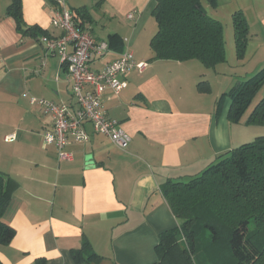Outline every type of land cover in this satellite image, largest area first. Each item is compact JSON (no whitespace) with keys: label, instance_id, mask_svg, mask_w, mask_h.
Masks as SVG:
<instances>
[{"label":"crops","instance_id":"obj_1","mask_svg":"<svg viewBox=\"0 0 264 264\" xmlns=\"http://www.w3.org/2000/svg\"><path fill=\"white\" fill-rule=\"evenodd\" d=\"M10 3L0 0V172L17 183L4 214L16 235L0 244L2 264H77L73 250L85 239L102 256L96 264H156L160 234L180 225L163 184L191 179L242 142L228 117L229 96L218 110V99L230 89L223 85L215 92L213 80L224 69L198 59H153L148 24L156 0H66L82 29L109 44L92 59L93 70L127 49L148 66L122 77L128 85L120 95L104 90L108 115L132 136L129 147L119 149L87 124L90 140L67 146L73 159L60 161L57 148L43 141L52 117L30 98L67 103L75 111L67 64L44 48L43 33L33 37L18 30L7 12ZM255 3L260 28H250L245 56L255 40L264 55V0ZM21 4L25 26L61 35L51 24L54 0ZM199 82L209 89L200 90ZM11 133L18 138L6 141Z\"/></svg>","mask_w":264,"mask_h":264},{"label":"trees","instance_id":"obj_2","mask_svg":"<svg viewBox=\"0 0 264 264\" xmlns=\"http://www.w3.org/2000/svg\"><path fill=\"white\" fill-rule=\"evenodd\" d=\"M207 1L217 5V0ZM7 12L22 34L44 35L39 27L24 25L21 0H11ZM152 14L158 25L150 43L153 59H198L207 67L227 60L224 25L209 15L203 0H156ZM74 20L82 28L76 15ZM233 25L236 56L243 58L250 28L241 11L233 14ZM263 83L264 67L221 94L218 110L229 96V120L240 122ZM203 84L198 83L199 89L208 90ZM254 107L248 124L264 125V98ZM215 160L219 161L189 181L170 180L161 187L180 225L160 234L156 264H264V135ZM16 186L13 178L0 172V244H9L16 235L4 219ZM252 222L257 224L256 230H252ZM226 223L229 229L224 233L221 225ZM205 231L210 239L202 238ZM83 242L81 248L73 250L76 263H98L102 256L87 239Z\"/></svg>","mask_w":264,"mask_h":264},{"label":"built area","instance_id":"obj_3","mask_svg":"<svg viewBox=\"0 0 264 264\" xmlns=\"http://www.w3.org/2000/svg\"><path fill=\"white\" fill-rule=\"evenodd\" d=\"M51 24L62 30L61 35L40 37L41 43L48 51L57 52L67 64L69 81L77 109L70 110L64 103H56L45 98L31 97L30 103L39 104L44 113L52 117V128L43 132V141L57 148L60 161L73 159V153L66 150L72 143H86L90 140L87 124L93 132L104 134L119 149L129 147L132 136L111 118L104 104V90L110 88L115 95H120L127 87L124 77L131 68L143 71L148 63L136 61L131 50H125L119 58L100 70L91 68V61L96 55H103L109 50L106 41H100L91 33L77 26L74 15L67 7L66 0H54ZM133 18V13L128 15ZM18 138L16 133L5 136L12 142Z\"/></svg>","mask_w":264,"mask_h":264},{"label":"rangeland","instance_id":"obj_4","mask_svg":"<svg viewBox=\"0 0 264 264\" xmlns=\"http://www.w3.org/2000/svg\"><path fill=\"white\" fill-rule=\"evenodd\" d=\"M217 5H210L206 0H203V5L205 9L214 18L222 21L224 25L225 31V39H226V51H227V61L224 63L218 64V68H222L225 71L224 75H220L217 78H214L213 85L215 92L223 86L224 91H228L237 83V80H246L251 76L255 75L258 72L259 67L263 64L264 55H262V50L258 49L256 46V40L251 41L247 55L243 58H239L236 51V45L234 42V25H233V14L236 11H241L245 17L248 18L249 28L251 31L255 33V31L260 28L259 22L257 20V16H255V0H217ZM148 30L152 33H156L158 30V25L154 16L151 17V21L148 24ZM256 48V49H255ZM200 63V61H197ZM261 63V64H260ZM201 64V63H200ZM264 98V83L255 93L251 103L247 106V110L244 113L243 117L240 119V122H233L232 128L237 132L240 141L237 145H242L244 143L252 142L256 139V137L264 135V125H259L256 131H251L248 128L249 126H253L252 124H248V118L251 111L262 99ZM236 126H239L240 131L235 130ZM258 126V125H257ZM236 133V134H237ZM245 134V135H244ZM216 163L219 160H214ZM205 169V168H203ZM203 171V170H202ZM201 171V172H202ZM189 181V180H186ZM252 230H256L257 224L252 222L251 224ZM231 228V227H230ZM229 229V224L221 225L222 232H227ZM203 239H210L209 232L205 231L202 237ZM264 241V239H261Z\"/></svg>","mask_w":264,"mask_h":264},{"label":"water","instance_id":"obj_5","mask_svg":"<svg viewBox=\"0 0 264 264\" xmlns=\"http://www.w3.org/2000/svg\"><path fill=\"white\" fill-rule=\"evenodd\" d=\"M87 160H88V161L92 160V156H88V157H87Z\"/></svg>","mask_w":264,"mask_h":264}]
</instances>
